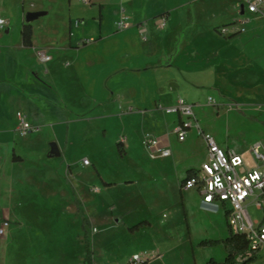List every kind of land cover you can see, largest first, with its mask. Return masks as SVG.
<instances>
[{
	"label": "crops",
	"instance_id": "obj_1",
	"mask_svg": "<svg viewBox=\"0 0 264 264\" xmlns=\"http://www.w3.org/2000/svg\"><path fill=\"white\" fill-rule=\"evenodd\" d=\"M19 1L16 0L17 3ZM197 1L200 0H65V8L58 16L59 25L36 27L34 22L51 12L48 9L40 10L35 3H31L29 12L38 15L30 22V45H25L21 36V26L26 22L25 14L28 13L25 8L22 9L20 31L11 20L10 25L0 31V197L4 203L3 214L11 223L20 219L14 212L10 196L15 191L12 167L25 160L15 153V147L10 157L9 147L21 135L17 130V111L24 113L39 131L49 132L48 141L56 143L59 155L63 157L61 163L67 160L68 146L75 143L81 127L86 123L105 132L110 120L117 119L114 122L117 126L113 129L117 133L114 141L120 156L128 154L134 139L142 143L147 133L156 135L162 145L170 148L168 142L172 133L176 142L185 141L184 146L190 153L185 157L152 159L166 160L162 178L176 187L180 221L185 225L190 244L194 242V227L199 237L215 236L214 229L222 224L223 217L227 223L223 203L214 209L204 206L197 187H182L189 174L199 171L208 148L203 136L193 126L187 128L185 140L179 141L172 128L183 117L165 111L164 107L173 105L179 97L193 103L201 129L212 135L222 148L240 153L244 160L242 169L253 166L250 146L255 141L264 143V92L254 90V81L246 80V85L251 87L249 91L242 88L234 94L241 107L233 108V116L246 124L245 129H248L243 130L240 138H233L226 132L218 134L206 126L196 109L207 99L200 103L198 92L193 87V97L189 100L182 94L179 85L188 87L189 75L214 70L222 77L230 73L233 64L240 65L238 63L248 61L254 55H258L259 59L263 57L264 9L261 13H250L241 0H232L230 6L216 17L224 18L215 20L217 22L207 30L211 43L205 46L196 40V29L191 21ZM161 15L166 16L164 27L155 23ZM242 16L249 17L243 24V31L226 37L219 33L218 28L223 25L236 22L239 26ZM0 17L8 21L1 10ZM120 19L127 22V27L117 28ZM139 27L144 28L142 33ZM40 30L47 31L49 36H38ZM234 40L237 44L235 48ZM40 50L50 58L40 60ZM85 113L87 116H84ZM197 147L202 154L193 157ZM84 158L89 160L88 164L83 163ZM76 162L82 166H92L97 176V185L94 186L97 194L112 186L135 182L103 170L99 157L84 154ZM66 164V172L71 171L70 162ZM35 168L31 170L37 173L38 169ZM261 169L264 171V164ZM19 203L20 200L17 205ZM81 207L79 211L82 213ZM250 207H253L255 214L263 210V215L258 213L253 217L250 214L253 219L264 222V209H256L252 203L248 209ZM134 209L136 207L132 204L120 207L109 202L103 212L107 215V226H115V222H119V226L135 233L151 225L149 219L128 220ZM83 218L95 232L93 235L101 237L100 232L105 231L106 224L98 222L96 226L93 218H86L82 213ZM12 232V228L7 229L3 241L12 238ZM260 251L264 252V246ZM147 253L133 251L127 258L128 263L132 264L130 260L134 254L141 255L142 260L146 261L150 258L164 261L166 256L158 250L150 252L148 257L145 256ZM194 264L200 263L194 260Z\"/></svg>",
	"mask_w": 264,
	"mask_h": 264
},
{
	"label": "rangeland",
	"instance_id": "obj_2",
	"mask_svg": "<svg viewBox=\"0 0 264 264\" xmlns=\"http://www.w3.org/2000/svg\"><path fill=\"white\" fill-rule=\"evenodd\" d=\"M231 1L200 0L194 4L191 21L196 29L197 41L210 46L207 30L214 22L224 18L216 19L230 6ZM31 3H35L40 10L48 9L51 12L35 21L34 27L59 25L58 16L65 6V0H20L19 3L16 0H0V10L8 18L6 27L12 21L20 31L22 9L29 12ZM220 28L219 33L225 37L234 33L224 34ZM38 36L46 37L49 34L40 30ZM233 47H237L236 42ZM257 56L238 63L240 65L233 64L228 75L221 77L214 70L211 73L199 72L194 76L189 75L187 81L191 87L179 85L182 94L189 100L193 97V87L198 92L200 103H204L208 95L213 97V102H205L196 110L200 112V120L218 134L226 132L233 138H240L243 130H248L245 129L246 124L233 116V108L241 107L234 94L242 88L249 91L251 87L246 85V80L254 81L255 91L264 92V56L260 59ZM116 121L115 118L111 119L105 132L87 123L82 126L75 143L68 146V157L63 163L62 156L48 155L53 141H48L47 130L34 129L27 135L17 136L16 143L9 147L10 157L15 147V153L25 160L12 167L15 191L10 196L14 212L20 219L13 221L9 227L13 230L12 238L3 241L5 234L0 240V264H87L88 256L92 264H130L127 258L135 250L148 252L146 257L157 250L166 254L164 261L149 257L146 264H194V260L205 264L210 257L218 261L224 259L226 250L222 242L201 243L204 239H219L226 235L224 217L222 224L214 229L215 236L199 237L194 227V242L191 245L186 237L185 225L180 221L176 187L162 178L166 160L161 162L150 158L143 144L136 139L132 141L128 154L120 156L114 141ZM184 144L185 141L176 142L171 133L168 145L172 154L166 158L185 157L190 150ZM84 154L99 157L103 170L135 182L112 186L97 194L94 190L97 176L92 166H82L76 162ZM201 154L202 150L197 147L193 157H200ZM68 162L71 171L66 172ZM33 167L38 169L37 173L31 170ZM18 200L20 205H17ZM109 202L120 207L132 204L136 209L127 219H149L151 225L135 233L119 226V222H115V226H107V215L103 212ZM3 207L0 197L2 212ZM80 207L86 218L96 221V226L98 222L106 224L105 231L100 232L101 237L93 235L95 232L90 225L84 223ZM249 211L253 217L258 213L263 215V210L255 214L253 207ZM197 218L195 220L198 222ZM249 264H264V252L260 251Z\"/></svg>",
	"mask_w": 264,
	"mask_h": 264
},
{
	"label": "built area",
	"instance_id": "obj_3",
	"mask_svg": "<svg viewBox=\"0 0 264 264\" xmlns=\"http://www.w3.org/2000/svg\"><path fill=\"white\" fill-rule=\"evenodd\" d=\"M245 9L250 13H261L264 9V0H241ZM240 9V13H241ZM249 17L242 16L239 19V26L234 22L224 25L220 31L227 32L243 31V24ZM7 20L0 17V31L6 26ZM155 23L159 27L166 24V16L161 15L156 18ZM127 27V22L120 19L117 28ZM230 27H234L233 30ZM139 31H144L139 27ZM39 58L46 61L50 58L43 50L39 52ZM212 96L207 98V102H213ZM193 103L179 97L173 105L164 107L167 112H175L183 117L172 128L179 141L185 140L187 128L193 126L200 133L208 148L207 157L200 166L199 171L190 174L182 183L183 188L197 187L201 194V203L212 209L223 203L225 206L227 222L233 230L245 233L252 247L264 246V222L252 218L248 206L250 203L256 209H264V171L261 165L264 164V143L255 141L250 146V153L254 159V165L242 169L244 165L243 157L240 153L230 148H222L209 133H205L195 116ZM18 119L17 130L21 135L36 129L21 111L16 113ZM142 144L151 158L168 157L171 150L161 144L158 137L147 133L142 139ZM84 164H88L87 158L83 159ZM11 221L6 217L0 208V240L6 234ZM141 255L134 254L130 260L132 264H142Z\"/></svg>",
	"mask_w": 264,
	"mask_h": 264
},
{
	"label": "trees",
	"instance_id": "obj_4",
	"mask_svg": "<svg viewBox=\"0 0 264 264\" xmlns=\"http://www.w3.org/2000/svg\"><path fill=\"white\" fill-rule=\"evenodd\" d=\"M21 36H22V41L25 45L31 44L30 23L23 22L21 26ZM13 157H15L14 154ZM83 221L84 223L87 222L85 218H83ZM227 225H228V234L225 237L219 239H209V240L204 239L201 241V243L222 242L226 250V256L222 261H218L213 257H210L209 259H207L205 264H249L252 260H254L258 256L261 247H256V248L252 247L245 233L233 230L228 224V222ZM85 239L87 241V234L85 235ZM86 262L87 264H92L90 256L86 258ZM146 263H147L146 260L142 262V264H146Z\"/></svg>",
	"mask_w": 264,
	"mask_h": 264
},
{
	"label": "water",
	"instance_id": "obj_5",
	"mask_svg": "<svg viewBox=\"0 0 264 264\" xmlns=\"http://www.w3.org/2000/svg\"><path fill=\"white\" fill-rule=\"evenodd\" d=\"M38 13L34 12H28L25 14V21L30 23L35 17H37ZM59 155V149L56 145L55 142L51 143L50 151H49V156H56Z\"/></svg>",
	"mask_w": 264,
	"mask_h": 264
}]
</instances>
